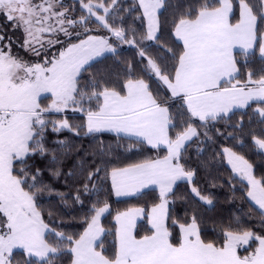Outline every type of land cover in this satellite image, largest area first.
I'll list each match as a JSON object with an SVG mask.
<instances>
[{"label": "snow or ice", "instance_id": "snow-or-ice-1", "mask_svg": "<svg viewBox=\"0 0 264 264\" xmlns=\"http://www.w3.org/2000/svg\"><path fill=\"white\" fill-rule=\"evenodd\" d=\"M166 2L134 0V7L124 10L142 13L146 31L137 39L134 29L122 26L123 17L119 24L115 18L108 19L118 0H78V18L62 0H0V16L11 23L13 32H23L22 43L11 36L6 41L0 33V264H13L17 248L22 249L23 264H55L62 256H70V264H264V234L229 225L216 241H205L195 214L180 221L169 210V196L178 181L188 182L199 201L213 203L210 195L194 186L195 172L182 163L186 144L199 135L192 121L199 120L207 136L208 128L214 126L210 121L230 118L234 109L250 102L264 104V69L258 79L249 70L241 81L236 78L239 69L234 55L239 49L247 59L258 47L264 60V0H196L172 22L171 36L182 44L179 51L160 44L163 55L151 56L144 42L159 41V14ZM90 22L108 35L90 34ZM61 34L67 39L61 40ZM73 36L76 42L71 41ZM111 37L137 47L144 64L140 76H133L134 66L129 63L123 81L99 75L81 86L80 75L90 61L106 52L116 53ZM13 44L42 59L32 62L14 54ZM56 45H60L58 51L49 55ZM169 55L171 65L165 62ZM44 94L50 97L46 106L41 104ZM70 107L82 114L80 124L72 125L66 118L47 119L48 114ZM255 111L264 124V106ZM177 118L186 126L173 138L170 130L177 128ZM49 124L56 133L65 129L77 134L85 129L86 135L114 133L134 144L166 149L164 155L106 173L117 197L150 186L159 190L150 206L116 213L111 254L101 225V217L109 211L106 201L93 204L78 236L66 235L45 221L38 198L51 189L40 180L39 168L31 170L28 160L49 153L52 162L57 160V150L45 142ZM236 127L242 128V122ZM252 142L264 151V129L260 135L252 134ZM222 152L232 172L247 181L246 196L264 216V176L256 178L252 164L231 148ZM99 171L88 173L85 193ZM96 188L92 183V189ZM75 200L80 201L79 192ZM141 219L147 221L142 235L138 231ZM253 241L256 246L251 248ZM241 249L247 254L240 255Z\"/></svg>", "mask_w": 264, "mask_h": 264}, {"label": "trees", "instance_id": "trees-1", "mask_svg": "<svg viewBox=\"0 0 264 264\" xmlns=\"http://www.w3.org/2000/svg\"><path fill=\"white\" fill-rule=\"evenodd\" d=\"M74 4L75 16L81 15L78 0H71ZM110 3V0H106ZM196 3V0H167L165 8L161 10L159 19L161 30L159 41H145L144 46L151 56L163 55L159 51V45L175 48L177 51L182 44L176 42L171 36L172 22L182 12L186 11L189 5ZM134 7V0H118L116 10L108 17L109 21L113 18L120 23L123 17V27L134 29L139 39L140 34L146 31V22L142 19V13L136 10L127 12L125 9ZM99 14H102L99 12ZM238 14V10H237ZM141 17V18H137ZM92 24L98 31H92L96 35H108L103 29ZM264 28V25H261ZM131 38V36H129ZM111 41L121 43L115 37ZM116 53H107L100 58L92 61L85 66L80 75V85L84 86L92 82L93 77L103 75L112 81L126 78L128 64L134 66L133 76L139 77L144 64L140 62L138 49L128 44L124 46L116 45ZM238 61L239 75L237 79L244 81L247 79L249 70L255 73L254 79L261 75L264 69V60L258 55V47L253 55L247 59L234 52ZM165 62L171 65L173 61L170 55L165 58ZM42 102V99H41ZM264 104L251 102L242 109L234 110L230 113V118L210 121L208 135L205 136V128L201 127V122L194 119L193 126L198 129L199 135L186 144L182 153V163L186 168L195 172L194 186L205 195H210L213 200L212 205H206L199 201L190 192V185L186 181L179 182L173 189V194L169 196V210L173 218L183 221L190 218L193 214L197 216L200 224L202 238L205 241H216L227 226L233 229H251L256 234H264V216L260 210L247 198V183L240 179L231 168L226 164L222 150L231 148L238 155H242L253 166V175L256 178L264 176V152L255 147L252 142V134L260 135L264 129V124L260 123L261 117L255 111ZM71 108V107H70ZM72 109V108H71ZM177 108L173 105L172 112ZM68 119L72 125L82 122V114L76 111L65 115H48L49 120ZM243 127L237 128L241 123ZM177 128L170 130V135L175 137L177 131L182 130L180 119L176 120ZM86 130L76 131L62 130L59 133L52 131L49 124L45 135V142L49 149L57 150L58 158L55 162L51 160V153L41 157L35 155L28 160L31 170L35 172L40 169L42 175L40 180L49 186L51 191H45L38 198V206L42 209L45 221L58 231H63L66 235L78 236L84 229V220L90 216V209L94 203L99 201L101 204L107 202L109 211L101 219V225L106 230L103 240L108 254H111L110 247L114 240L115 221L114 216L119 211H124L129 207L150 206L158 196L156 190L150 189L140 194L125 198L116 199L113 194L110 178L106 173L114 167H126L137 163L145 158H155L158 154H166L165 148L153 149L143 144H134L129 139H120L111 133L85 134ZM210 137V139H209ZM63 141L65 147L60 146ZM132 145V150L129 146ZM20 165H17L19 168ZM100 171L94 176L92 183L97 185L92 189L89 183V192L85 193L83 185L87 182L89 172ZM59 171V175L53 173ZM79 192L80 201L75 200ZM63 197V198H62ZM51 213V217H49ZM147 221H138V231L143 234ZM111 232L112 235L107 233ZM251 248L256 246V242H250ZM249 248V250H251ZM13 264H23L22 249H14ZM240 255L247 254L243 249ZM70 256H62L55 261V264H70Z\"/></svg>", "mask_w": 264, "mask_h": 264}, {"label": "rangeland", "instance_id": "rangeland-1", "mask_svg": "<svg viewBox=\"0 0 264 264\" xmlns=\"http://www.w3.org/2000/svg\"><path fill=\"white\" fill-rule=\"evenodd\" d=\"M69 1L71 0H62L63 4L66 6V7H69V8H74V4L73 3H70ZM75 9V8H74ZM100 12L103 14V10L101 9ZM74 16H75V11L74 13H72ZM101 14V15H102ZM76 17V16H75ZM78 18V17H77ZM94 20V18H93ZM91 23V22H90ZM89 27L91 29H93L94 31H96V34L97 33V29L94 28L92 26V24H89ZM93 31V32H94ZM93 32H91L90 34H92ZM0 33H3L5 34V40L7 41V38L9 36H11L13 38V40H16V41H19V43H22L23 42V32L20 31V30H17L15 32L12 31V25L10 22H7L6 19L3 17V16H0ZM96 34H92V35H96ZM101 35V34H100ZM60 39L61 40H66L67 38L63 36V34L60 35ZM71 41L72 42H76L77 41V38L75 36H73L71 38ZM111 43H113L114 46L116 45H119V46H124L126 44H122V43H118V42H113L111 41ZM60 45H56L54 48H52L49 52V55H51L52 53H55L58 51ZM12 52L20 57H23L24 59L26 60H29V61H32V62H37L39 60L42 59V57H37V56H34L32 55L31 53H27L25 52L22 48H20L17 44H13V47H12ZM107 53H110V52H106V53H103L101 56H103L104 54H107ZM258 55H259V49H258ZM100 56V57H101ZM100 57H97L95 58L94 60L100 58ZM92 60V61H94ZM92 61H90L89 63H91ZM42 106H46L47 104L50 103V97H48V94H44V96H42ZM70 112H73V109L71 108H68L66 109L63 113H60V115H65V114H68ZM52 114H57V113H50L48 115H52ZM225 161H226V164L231 168V166L227 163V159L225 158ZM232 170V169H231ZM237 175V174H236ZM240 179H242L239 175H237ZM244 182L247 183L246 180H243ZM252 202V201H251ZM253 203V202H252ZM254 204V203H253ZM257 207V206H256Z\"/></svg>", "mask_w": 264, "mask_h": 264}, {"label": "crops", "instance_id": "crops-1", "mask_svg": "<svg viewBox=\"0 0 264 264\" xmlns=\"http://www.w3.org/2000/svg\"><path fill=\"white\" fill-rule=\"evenodd\" d=\"M236 51H240V50H239V49H236L235 52H236ZM250 103H251V102H250ZM245 107H246V106H245ZM238 109H242V108H237V109H234V110H238ZM234 110H233V111H234ZM111 134H114V133H111ZM114 135H116V134H114ZM161 148H164V147L161 146ZM261 151H262V150H261ZM262 152H264V151H262ZM110 181H111V180H110ZM179 182H182V181H178L177 183H179ZM177 183H176V184H177ZM176 184H175V185H176ZM175 185L173 186V189H174ZM150 189L156 190L157 192L159 191L158 188H156L155 186H150L149 188L142 189V190L140 191V193L143 192V191H146V190H150ZM140 193L133 194V195H128V196L117 197V196L115 195V193L113 192L114 197H115L116 199L130 198V197L136 196V195H138V194H140ZM104 215H105V214H104ZM104 215H103V216H104ZM103 216H102V217H103ZM102 217H101V219H102Z\"/></svg>", "mask_w": 264, "mask_h": 264}]
</instances>
